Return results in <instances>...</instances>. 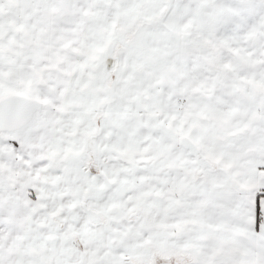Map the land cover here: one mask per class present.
<instances>
[{"label":"snow or ice","instance_id":"1","mask_svg":"<svg viewBox=\"0 0 264 264\" xmlns=\"http://www.w3.org/2000/svg\"><path fill=\"white\" fill-rule=\"evenodd\" d=\"M0 264H264V0H0Z\"/></svg>","mask_w":264,"mask_h":264}]
</instances>
